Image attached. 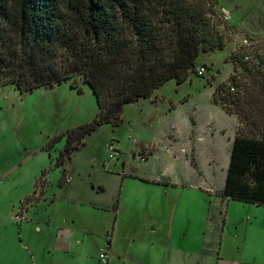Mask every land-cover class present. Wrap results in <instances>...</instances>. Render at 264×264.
<instances>
[{
  "label": "rangeland",
  "instance_id": "1",
  "mask_svg": "<svg viewBox=\"0 0 264 264\" xmlns=\"http://www.w3.org/2000/svg\"><path fill=\"white\" fill-rule=\"evenodd\" d=\"M216 8L224 47L198 57L196 69L203 67L204 75L193 73L182 84L172 79L150 98L126 105L119 126L99 127L61 167L55 162L65 138L49 151L45 146L94 119L98 107L89 87L81 82L79 92L68 82L21 95L13 86H0V264H101L102 251L108 262L122 253L115 264H138L135 253L148 257L143 246L160 229L174 249L194 254H202L203 243L223 237V231L233 249L243 240L249 247L264 240V208L217 197L234 128L212 101L214 88L234 75L251 87L252 74L241 68L235 74L228 57L242 49L250 67L263 52L264 0H218ZM209 124L225 132H209L195 142L196 131ZM239 128L246 135L252 130L243 121ZM209 157L217 159L214 165ZM63 168L68 181L58 188ZM42 186L46 193L36 201ZM68 217L77 218L87 234L82 259L76 250L64 256L53 249L52 227Z\"/></svg>",
  "mask_w": 264,
  "mask_h": 264
},
{
  "label": "trees",
  "instance_id": "2",
  "mask_svg": "<svg viewBox=\"0 0 264 264\" xmlns=\"http://www.w3.org/2000/svg\"><path fill=\"white\" fill-rule=\"evenodd\" d=\"M217 4L218 0H0V86H13L21 95L68 82L79 92L81 82L89 87L98 107L94 119L45 146L49 151L65 138L55 162L61 167L99 127L119 126L126 105L150 98L172 79L182 84L196 73L201 54L223 49ZM241 50L228 60L235 74L239 68L252 74L251 87L234 75L212 92L215 105L252 129L247 135L237 129L221 197L264 206V50L253 56L250 67ZM253 90L261 97L255 99ZM66 174L63 168L58 188L66 184ZM37 185L38 180L33 195ZM45 191L42 186L34 200Z\"/></svg>",
  "mask_w": 264,
  "mask_h": 264
},
{
  "label": "crops",
  "instance_id": "3",
  "mask_svg": "<svg viewBox=\"0 0 264 264\" xmlns=\"http://www.w3.org/2000/svg\"><path fill=\"white\" fill-rule=\"evenodd\" d=\"M218 107L228 116V119H230L233 122V128H234L233 138L228 139V142L230 143V146L228 147L229 149L228 165H229L230 151H231L233 139L236 135L240 122L237 115L226 113L220 106ZM206 130H208V132ZM209 132L210 133L213 132L214 135V133L223 134L225 131L223 129L213 127L212 124H209L206 128H202L196 131V137L194 141L200 143V141L207 138ZM189 142L192 143L190 140ZM216 160L217 159L215 157H209L207 161L213 164L216 162ZM190 164L193 170H196L199 166V163L198 161H196L195 158L193 159V162L190 161ZM228 165H227V169H228ZM227 169L224 174L223 187L222 189L216 192L217 197L218 198L220 197L219 199L222 201V203L235 202L242 205L254 206L256 208H264V206L246 204L234 200H228L226 198L221 197V193L225 185ZM100 190L102 189L100 188ZM113 210H114L113 212L115 213L116 210L115 209ZM116 225L117 222L116 219L114 218V220L112 221L113 231L118 230V226ZM18 227H19V231L21 232L23 230L22 226L19 224ZM52 228L54 229L53 249L64 256L65 255L68 256L69 254H72L76 250L75 252L77 256H80L82 259V254L79 249L81 246H84L86 244L87 234L79 227L77 218L75 217L65 218L62 222H59ZM152 230L156 231V227H154ZM164 238L165 237L162 236V229H160V236L153 237V239L151 238L148 244H145L143 246L144 251L147 252L150 251L148 252L149 254H146L148 257L144 256L142 258V256H139L138 254L140 252H138L135 253L136 254L135 258L137 260L134 261H136V263L138 264H184L185 260L187 259L188 264H264V240L258 242V244L255 243L250 247L247 245V241L243 240L239 245L235 246V249H233L232 244H230L226 239H224V231H223V237H220L219 239H213L212 241L207 240L205 243H203L202 254L199 253L194 254V252H189V251L180 252V250L174 249V245H173L174 243L171 241V239H169L170 237H167L169 240ZM19 247L21 251L24 253H27V251L29 250L27 244L24 243H22ZM111 253H114L113 249H111ZM130 253H131V246L129 247L127 254ZM121 258L122 259L124 258L122 253L117 254L116 256L114 255L113 257L110 258L107 264L119 263L118 261ZM123 263L124 262H122L121 264Z\"/></svg>",
  "mask_w": 264,
  "mask_h": 264
},
{
  "label": "built area",
  "instance_id": "4",
  "mask_svg": "<svg viewBox=\"0 0 264 264\" xmlns=\"http://www.w3.org/2000/svg\"><path fill=\"white\" fill-rule=\"evenodd\" d=\"M204 72H205V69L203 67L196 69V73L200 77H202L204 75ZM110 151H112V150H110ZM110 157H112V156L110 155ZM99 259H100L101 264H107L108 263L107 253L105 251H102V253L99 256Z\"/></svg>",
  "mask_w": 264,
  "mask_h": 264
}]
</instances>
